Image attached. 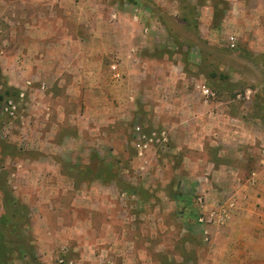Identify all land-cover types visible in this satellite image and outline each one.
Masks as SVG:
<instances>
[{"label":"rangeland","instance_id":"1","mask_svg":"<svg viewBox=\"0 0 264 264\" xmlns=\"http://www.w3.org/2000/svg\"><path fill=\"white\" fill-rule=\"evenodd\" d=\"M259 5L0 0V264L206 259L264 145Z\"/></svg>","mask_w":264,"mask_h":264},{"label":"crops","instance_id":"2","mask_svg":"<svg viewBox=\"0 0 264 264\" xmlns=\"http://www.w3.org/2000/svg\"><path fill=\"white\" fill-rule=\"evenodd\" d=\"M257 1L263 13L257 22L264 29V0ZM253 165L246 168L252 175L247 172L243 181H237L240 195L232 193L231 206L226 207L221 223H216L219 228L213 233L208 228L209 236L217 242L208 245V257L196 264H264V145Z\"/></svg>","mask_w":264,"mask_h":264},{"label":"built area","instance_id":"3","mask_svg":"<svg viewBox=\"0 0 264 264\" xmlns=\"http://www.w3.org/2000/svg\"><path fill=\"white\" fill-rule=\"evenodd\" d=\"M235 42H236L235 37L234 36H230L229 37V45H230L231 48L235 47ZM205 93L208 96L209 93H208L207 90H205ZM15 110H16V105L14 104L13 100L12 99H8L7 102H6V105L4 107V111L9 113L10 115H13L16 112ZM197 200H198V202L204 201V198L202 196H199L197 198ZM230 206H231V204L228 201L225 204V206L219 210L220 212H217L215 214L214 213H208L207 214L206 211L203 210V212H204L203 215L199 216L197 218V221L198 222H203L204 220H206L208 222V224H210V223H212V224L221 223L223 215L226 212V207H227V209H229L228 207H230Z\"/></svg>","mask_w":264,"mask_h":264},{"label":"trees","instance_id":"4","mask_svg":"<svg viewBox=\"0 0 264 264\" xmlns=\"http://www.w3.org/2000/svg\"><path fill=\"white\" fill-rule=\"evenodd\" d=\"M32 155V154H31ZM32 156H34L35 157V155H32Z\"/></svg>","mask_w":264,"mask_h":264}]
</instances>
